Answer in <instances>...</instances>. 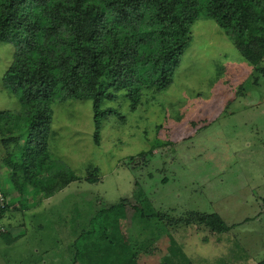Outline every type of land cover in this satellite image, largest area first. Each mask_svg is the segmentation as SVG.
I'll use <instances>...</instances> for the list:
<instances>
[{
	"label": "rangeland",
	"instance_id": "1",
	"mask_svg": "<svg viewBox=\"0 0 264 264\" xmlns=\"http://www.w3.org/2000/svg\"><path fill=\"white\" fill-rule=\"evenodd\" d=\"M13 51L12 44L0 42V111L17 114L18 97L9 95L2 81ZM218 65L227 67V73L214 83ZM257 67L264 68V59ZM125 93L102 103V109L116 110L123 120L118 115L105 117L98 145L91 101L52 104L51 128L57 134L50 142L52 161L78 177L92 164L99 179L73 182L29 210L18 209L19 197L14 193L12 203L18 205L0 220V264L126 262L131 246L144 240L148 245L151 241L145 235L154 232L130 223L131 209L123 230L131 246L124 253L87 241L76 243L98 209L122 199L135 205L140 204L137 199L148 200L156 212L173 219L163 221L167 232L161 241L148 245L140 264L262 261L264 76L242 59L213 20L200 19L191 27L190 44L166 91L144 92L135 110ZM13 135L11 127L2 125L0 156L7 154L1 140ZM142 152L148 153L130 161ZM8 173L0 165L2 188L10 191ZM28 204L25 199L22 205ZM191 213H215L229 229L211 235L204 225L180 221ZM15 236L20 239L9 245L7 238Z\"/></svg>",
	"mask_w": 264,
	"mask_h": 264
},
{
	"label": "trees",
	"instance_id": "2",
	"mask_svg": "<svg viewBox=\"0 0 264 264\" xmlns=\"http://www.w3.org/2000/svg\"><path fill=\"white\" fill-rule=\"evenodd\" d=\"M200 19L213 20L242 59L264 76V68L257 67L264 59V0H0V42L14 47L2 81L20 103L17 114L0 111V135L2 125L16 134L1 140L7 154L0 156V165L9 171L12 186L10 191L2 188L0 178V220L17 204L12 203L14 193L19 197L18 209L29 210L73 182L99 179L92 164L78 177L52 161L50 142L57 135L51 128L52 104L91 101L98 145L101 121L109 115L123 120L116 110L102 109V103L125 91L130 109L135 110L144 92L166 91L190 44L191 27ZM216 68L214 83H219L227 67ZM23 199L30 204L22 205ZM137 201L139 205L122 199L98 209L76 243L87 241L124 253L131 246L123 233L131 209L130 223L154 231L145 235L152 246L167 232L163 221L173 219L156 212L148 200ZM180 221L204 225L211 235L229 229L215 213H191ZM19 239L8 237L7 242ZM145 242L131 246V255L122 264H140L141 254H148L150 248ZM258 264H264V259Z\"/></svg>",
	"mask_w": 264,
	"mask_h": 264
},
{
	"label": "built area",
	"instance_id": "3",
	"mask_svg": "<svg viewBox=\"0 0 264 264\" xmlns=\"http://www.w3.org/2000/svg\"><path fill=\"white\" fill-rule=\"evenodd\" d=\"M2 201H3V199H2V197L0 196V203H2Z\"/></svg>",
	"mask_w": 264,
	"mask_h": 264
},
{
	"label": "crops",
	"instance_id": "4",
	"mask_svg": "<svg viewBox=\"0 0 264 264\" xmlns=\"http://www.w3.org/2000/svg\"><path fill=\"white\" fill-rule=\"evenodd\" d=\"M159 241H161V238L159 239Z\"/></svg>",
	"mask_w": 264,
	"mask_h": 264
}]
</instances>
